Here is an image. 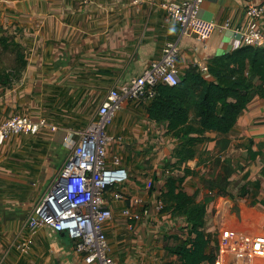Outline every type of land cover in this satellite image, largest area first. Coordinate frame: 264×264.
Masks as SVG:
<instances>
[{
	"label": "crops",
	"instance_id": "obj_1",
	"mask_svg": "<svg viewBox=\"0 0 264 264\" xmlns=\"http://www.w3.org/2000/svg\"><path fill=\"white\" fill-rule=\"evenodd\" d=\"M179 1L0 0V44L18 45L25 62L15 76L0 74V124L15 116L45 123L37 134L0 145V264H86L66 235L45 228L32 236L28 228L70 156L67 135L96 120L107 95L160 60L167 44H178L180 79L195 68L207 81H214L209 66L216 58L243 46L235 33L245 23L243 0H203L199 18L219 26L207 41L169 18L165 5ZM253 83L258 93L233 129L206 133L195 158L182 165L175 152L183 140L149 116L155 98L130 100L117 113L107 164L119 160L130 179L105 228L117 264H181L170 249L194 239L193 226L172 209L155 211L170 179L205 205L202 231L215 264H251L244 255L253 239L264 237V82ZM149 180L156 188L147 193ZM145 209L151 214L142 222L123 215Z\"/></svg>",
	"mask_w": 264,
	"mask_h": 264
},
{
	"label": "built area",
	"instance_id": "obj_2",
	"mask_svg": "<svg viewBox=\"0 0 264 264\" xmlns=\"http://www.w3.org/2000/svg\"><path fill=\"white\" fill-rule=\"evenodd\" d=\"M246 13L245 23L235 29L243 46L264 48V0H243ZM203 0H180L166 4L169 18L184 32H191L201 41L209 40L219 29L211 21L199 18ZM226 24L225 28H229ZM177 43L165 46L160 60L152 62L141 76L118 90H112L99 109L98 117L79 132H71L65 139L70 156L63 169L51 183L46 194L28 220L32 236L45 228L66 235L74 244V251L81 255L86 264H117L110 256V246L105 228L113 218L112 206L123 202V189L129 183V173L119 160L107 164L108 148L116 138L109 133L117 113L124 104L134 99H154L159 84L177 86L180 83ZM45 126L26 117L15 116L0 124V145L18 134H37ZM145 192H154L155 182L144 185ZM110 194V197L107 195ZM140 204L139 200H132ZM157 202V201H156ZM155 211L165 215V202H157ZM151 210L140 213L125 210L123 215L131 221L142 222ZM133 225L130 224L129 228ZM228 234V233H226ZM225 234V235H226ZM30 245L23 243L21 250ZM246 257L264 260V237L252 240Z\"/></svg>",
	"mask_w": 264,
	"mask_h": 264
},
{
	"label": "trees",
	"instance_id": "obj_3",
	"mask_svg": "<svg viewBox=\"0 0 264 264\" xmlns=\"http://www.w3.org/2000/svg\"><path fill=\"white\" fill-rule=\"evenodd\" d=\"M12 48L17 52L20 68L24 67L20 47ZM209 73L214 81H207L194 68L177 86L159 84L149 107L152 120L166 122L168 133L183 140L175 152L178 165L195 158L196 147L206 133H229L233 129L241 112L258 93L254 80L264 82V48L242 46L231 55L216 58L209 66ZM193 113L195 117L191 118ZM187 175L191 172L187 171ZM183 181L180 180V185ZM177 182L168 181L163 196L166 211L172 209L174 215L184 216L192 224L195 238L170 251L179 257L181 264H215V254L209 253L210 238L202 231L205 205L197 204Z\"/></svg>",
	"mask_w": 264,
	"mask_h": 264
},
{
	"label": "rangeland",
	"instance_id": "obj_4",
	"mask_svg": "<svg viewBox=\"0 0 264 264\" xmlns=\"http://www.w3.org/2000/svg\"><path fill=\"white\" fill-rule=\"evenodd\" d=\"M2 40V39H1ZM21 63L18 62V57H17V52H15L12 49H5V46L0 44V74L6 71V74H12L13 76H15L17 74V70L20 69ZM171 169L174 168V166H167L166 165L163 167V170L165 169ZM175 169V168H174ZM247 254V253H246ZM245 259L250 262L251 264H258V262L262 261L264 262V260H255L253 258L250 257H246L244 255Z\"/></svg>",
	"mask_w": 264,
	"mask_h": 264
}]
</instances>
